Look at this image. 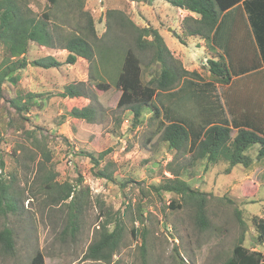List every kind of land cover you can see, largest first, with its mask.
Instances as JSON below:
<instances>
[{"label":"rangeland","instance_id":"obj_1","mask_svg":"<svg viewBox=\"0 0 264 264\" xmlns=\"http://www.w3.org/2000/svg\"><path fill=\"white\" fill-rule=\"evenodd\" d=\"M49 6L47 0L30 1V8L37 15L47 11ZM108 11H114L116 18L122 16L131 20L139 28L157 29L173 58L186 71H195L201 77L195 80L197 83L210 81L204 57L206 46L209 49L212 43L198 47L194 41L197 39H189L188 44L182 46L172 36L174 31L179 33L181 20L190 16L184 9L174 8L161 0H83V12L93 19L97 38L111 46L116 37H121L118 42L122 43L128 37L114 23L116 18L110 21L112 28H107ZM237 23L233 46L247 50L246 29L240 19ZM210 51L227 63L228 58L218 45ZM47 55L64 59L66 52L30 44L26 58ZM94 67L90 68L82 59L75 65H63L58 69L28 65L2 85L0 151L5 168L0 173L1 178L12 185L11 196L17 210L0 216V231L10 229L13 241L11 251L0 245V264H30L36 252L43 255V264H224L240 238L246 248L255 250L252 218L264 219V164L256 161L259 146L253 145L245 152L253 161L249 167L235 166L229 173L224 163L207 171L202 163L190 164L191 151H170L161 142V130L157 129L182 112L195 113L198 106L190 108L179 104L178 100L181 102L185 96L175 88L158 93L152 104L159 109L160 119H155L147 109L133 128L132 114L117 107L120 91L109 77L112 69L106 68L108 75H105L102 68L97 67L99 76H95ZM142 69V81L147 82L159 66ZM90 74L95 76L93 81L89 79ZM78 81L85 83L91 97L89 102L96 109L94 123L67 118L66 100L57 96L63 85ZM96 83L107 84L108 89L99 91L94 87ZM181 88L187 89L184 84ZM23 93L39 97L37 104L22 114V119L8 102ZM213 93L218 91L214 89ZM253 98L260 103V96ZM201 117L205 118L203 113L198 119ZM30 131L36 139L24 134ZM40 149L49 152V162ZM109 150L100 165H113L109 171H113L114 181L95 178L92 162L83 153L90 152L96 157ZM169 163L192 189L206 194L207 228L195 225L194 209L179 196L154 191L164 178L172 177L166 169ZM52 168L56 172L57 185L69 183L76 187L75 192L82 202L79 229L74 236L63 231L68 209L65 205H49L47 191L41 187V180ZM79 176L82 184L77 183ZM84 190L87 195L78 193ZM175 203L180 207L171 209ZM104 211L106 214L102 215ZM116 212L122 219L124 231L122 243L111 262L86 260L84 254L100 221ZM132 227L136 228L133 234ZM112 228L110 225L109 230Z\"/></svg>","mask_w":264,"mask_h":264},{"label":"trees","instance_id":"obj_2","mask_svg":"<svg viewBox=\"0 0 264 264\" xmlns=\"http://www.w3.org/2000/svg\"><path fill=\"white\" fill-rule=\"evenodd\" d=\"M30 1L0 0V47L2 49L0 100L4 82L28 65L46 70L58 69L63 65H75L78 59H82L89 63L90 68L95 66V76H99L97 67H101L104 73L107 72L106 68L112 69V76L109 75V77L120 91L117 107L125 108L132 114L133 128L140 123L142 114L147 109L152 112L155 119H160L159 109L152 104L154 96L158 93L170 92L175 88L178 92L182 91L185 96L183 100L180 99L181 102L178 100L179 104H186L190 108L198 106L195 108V113L182 112L157 129L161 130V142L165 143L170 151L175 153L191 151L190 164L202 163L204 170L207 171L219 163H224L227 165L226 173L235 166L247 168L253 161L245 155V152L253 145L259 146L256 161L264 164V129L249 124L233 123L229 126L227 121L222 119L220 104L217 96L213 95V91L215 85H227L231 81L232 74L223 61V57L217 59L215 56L206 59L204 68L208 72L210 81L197 83L195 80H201V77L195 71H186L179 61L173 58L163 36L155 28H139L131 20L122 16L116 18L114 11H108L106 12L107 28H112L113 24L110 21L116 18L117 21L115 20L114 23L121 33L128 37L125 43L118 42L121 37H116V41L114 40L110 46L97 38L93 19L88 13L83 12V0H47L50 6L40 15L32 11ZM161 1L177 9L187 8V12L195 16L184 17L181 20L179 33L175 31L172 33L180 45L186 46L189 39L209 43L213 40V33L222 13L241 2L258 39L252 14L257 9H263L261 12H264V0L259 2L258 0ZM30 44L48 50L65 51L66 56L64 59H59L54 55H47L28 60L26 56ZM259 45L262 47L260 40ZM260 50L264 60V51L262 48ZM145 59L146 62H144ZM155 65L159 66L158 71L150 74L147 82H143L142 67L151 69ZM95 76L90 74V81H93ZM181 84H184L187 89L181 88ZM94 87L99 91L108 89V85L102 83H96ZM57 96L66 100L64 111L68 114L67 118L87 123L95 122L96 109L89 102L91 97L84 82L63 85ZM38 97L37 94L23 93L18 98L10 99L8 106L14 109L17 116H22L37 104ZM202 113L205 118L198 119ZM217 116H219L218 119ZM19 129L22 130V128ZM233 130L234 135L231 136ZM24 134L36 139L33 131L24 132ZM40 152L49 162V152L46 153L41 149ZM83 153L92 162L94 167L92 175L95 178L114 181L113 171H109L112 164L100 165V161L104 160L110 150L99 153L96 157L90 152ZM4 168L5 163L0 151V172ZM166 169L172 177L164 178L154 187V191L179 196L185 204H189L194 209L195 225L202 229L207 228L206 194L192 189L179 178V174L172 169L171 163L166 165ZM262 177L264 179V171ZM55 178L56 172L52 168L51 171H47V176L43 177L42 186H40L47 191L49 205H65L68 209L67 225L63 231L74 236L79 229L82 202L77 197L76 187L69 183L59 186ZM77 183L82 184L80 176L77 178ZM11 189V183L5 182L0 173V216L10 212L15 213L17 210L11 196ZM78 193L87 195V190ZM178 207L180 205L177 203L171 205V209ZM101 213L106 214L105 211ZM252 222L256 233V249L246 248L240 238L224 264H264V219L253 217ZM110 225H113L112 230H109ZM133 230L136 232V228L132 227V234ZM123 231V222L118 212L109 218L106 215V219L100 221L84 258L110 263L112 256L122 243ZM12 244L11 230L4 228L0 231V245L5 250L11 251ZM30 264H43V255L36 252Z\"/></svg>","mask_w":264,"mask_h":264},{"label":"crops","instance_id":"obj_3","mask_svg":"<svg viewBox=\"0 0 264 264\" xmlns=\"http://www.w3.org/2000/svg\"><path fill=\"white\" fill-rule=\"evenodd\" d=\"M262 10H254L252 14L256 32H258V39L250 24L248 13L241 2L222 13L213 33V40L210 41L212 47L208 49L206 42L198 39L194 40L197 41L196 45L198 47L200 45L201 47L202 45L206 46L205 61L208 58L217 56L210 51L216 45L219 49H223V55L228 58L225 64L232 74L231 81L227 85H215L214 89L218 93L214 95L218 98L222 119L226 120L229 126H232L233 123L239 125L249 124L264 129V60L260 50L262 48V51H264V12H261ZM186 13L188 12L186 11ZM190 15L195 17L193 14ZM238 19L246 29L245 37L249 46L247 50H244L245 48L238 50L233 46ZM259 40L262 42V47L259 45ZM214 51L217 52L215 49ZM241 92H244V95ZM256 95L260 96L261 104L253 98Z\"/></svg>","mask_w":264,"mask_h":264},{"label":"water","instance_id":"obj_4","mask_svg":"<svg viewBox=\"0 0 264 264\" xmlns=\"http://www.w3.org/2000/svg\"><path fill=\"white\" fill-rule=\"evenodd\" d=\"M185 11H187V8H184Z\"/></svg>","mask_w":264,"mask_h":264}]
</instances>
